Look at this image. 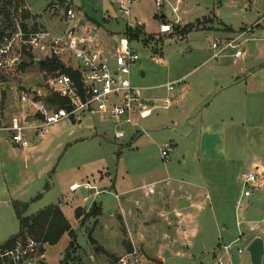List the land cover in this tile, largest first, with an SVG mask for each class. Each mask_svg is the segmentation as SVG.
<instances>
[{
	"label": "rangeland",
	"instance_id": "obj_1",
	"mask_svg": "<svg viewBox=\"0 0 264 264\" xmlns=\"http://www.w3.org/2000/svg\"><path fill=\"white\" fill-rule=\"evenodd\" d=\"M155 1L157 0H134L130 6L131 22L142 26V34L136 39L141 45H135L139 59L131 69L130 81L138 87L157 88L143 92L145 98H163L166 91L161 87L182 78L176 82L171 93L172 97H176L173 98L177 101L178 108L172 105L169 110L157 111L151 118L142 121L141 125L146 129L148 137H140L131 145L116 144L112 138L111 125L101 124L98 119L88 117L81 119L78 124L61 122L49 128L43 135H30L29 138L35 140L37 150L33 153L28 149L11 152L16 160L10 161V166L6 164L7 175L4 180L0 176V188L5 184L8 191L3 195L9 198V202L0 201V245L7 240V235H14L19 230L11 202L15 200L26 204L40 196L29 204L24 213V216L29 217L66 200L72 204L63 209V214L76 234V244L73 251H70L69 264H112L129 252L123 251L121 256L111 253L115 250L113 246L118 245L109 238L108 232L112 221L109 213L119 210V201L114 198L115 191L108 190L106 185L97 186L107 193L97 198L103 219L95 222L93 219L83 220L84 215L91 209L81 201L84 192L80 190L71 194L68 187L83 182L97 185V178L102 179L109 174L110 179L116 181V192H120L129 185H137L140 174L149 170H155L161 178L166 177L164 167L171 168L174 160L182 153L195 151V133L185 140L171 133L169 129H160L159 123L163 119H169L175 112L179 113V107L192 105L194 100L213 90L212 85L215 82L212 83L211 79L214 75L228 77L234 72L229 58L208 62L211 56L210 45L221 36L227 38L248 28L263 27L264 21L254 26L264 16V0H159V8ZM116 2L117 0H22L20 3L27 7V24L37 29L55 31L58 28L50 27L61 26L59 30L63 31L68 27L65 24L64 11L71 9L76 15L74 28L81 20L86 23L85 28L77 26L78 36L93 34V45L97 49H107L111 44V37L124 31V21L115 6L113 7ZM162 15L164 18H161ZM161 25L169 26V33H159ZM244 38L250 40L244 46L247 54L252 55L246 61L252 62L251 59L256 57L258 46L263 40L259 33L248 34ZM42 73L38 66H31L24 72L17 69L10 74L9 81L23 88H37L41 83ZM234 94L239 98H235ZM208 104L205 115L211 114L209 112L217 108L218 119L228 122L232 118L238 123L227 130L226 159L200 164L206 173L204 182L211 197L210 202L207 198L204 200L205 210L202 214L208 221L207 228L205 225L203 228L204 235L197 234L189 242L187 257L165 256L166 264H214L215 260L208 253L219 244L216 229L222 227L235 235L239 229L246 240L260 237L264 245V188L253 190L251 197L243 198L242 186L237 181L240 176L252 172L254 165L264 169V117L242 124L245 114L242 111L241 91H227L219 97L211 98ZM11 105L12 98L7 95L2 100L0 111L8 112ZM222 107V110L219 109ZM121 130L126 135L132 132L130 128ZM203 134L205 136V131ZM170 140L176 144V151L170 162L169 158L163 161L159 149ZM219 142L216 133L210 143V155L218 157L221 154ZM8 143V134L0 133V160H5V155L9 152ZM199 183H203L202 178ZM46 184L49 187L45 191ZM73 210L81 212L80 219L74 218ZM190 211L197 215V219L200 212L196 209ZM238 213L243 214L242 220H238L241 221L240 227H236ZM114 225H117L118 236L124 238L125 234L116 221ZM248 225L255 227L249 229ZM204 241L208 245L205 251L202 250ZM124 242L129 244L127 239ZM124 242L122 241V246L125 248ZM68 243L69 239L65 235L56 245L42 247L41 263L59 264ZM211 246L213 247L210 248ZM238 249L243 251L241 255H237ZM231 254L232 264H250L243 239L231 246Z\"/></svg>",
	"mask_w": 264,
	"mask_h": 264
},
{
	"label": "built area",
	"instance_id": "obj_2",
	"mask_svg": "<svg viewBox=\"0 0 264 264\" xmlns=\"http://www.w3.org/2000/svg\"><path fill=\"white\" fill-rule=\"evenodd\" d=\"M133 1L117 0L115 8L124 21V31L111 37V44L107 49H97L92 43L95 38L93 34L78 36L76 30L79 29V22L74 28L76 15L71 9L64 11L68 27L63 31L59 28L55 31L37 29L25 20L26 6L18 0H0V108L7 95L12 98L10 110L6 113L0 111V133L8 134L12 145L26 150L29 148V134L43 135L61 122L78 124L86 117L111 125L112 138L118 145H131L140 137H148L141 122L151 118L157 111L171 108L174 102L171 93L176 83L161 87L166 91L163 98H145L143 92L157 88L132 85L130 72L139 59L135 45L141 43L132 40L130 36L142 27L131 22L130 6ZM155 5L161 7L160 1H155ZM262 21L264 16L254 27ZM251 29L254 28L227 38L221 36L214 39L210 45L211 56L208 62H218L222 58L238 60L243 57L244 44L250 41L244 37L251 33ZM169 31L167 25L159 27L161 34ZM27 54L33 57V62L56 59L61 64V72L43 71L37 88L13 85L9 81L10 74L21 63L29 62ZM62 70L77 74L78 80L75 81ZM53 98L61 100L63 105L57 106ZM122 128H130L132 132L126 135ZM159 151L161 159L166 161L171 146L165 144ZM237 181L243 189L242 197L249 198L253 190L264 188V169L255 165L252 172L240 176ZM68 190L70 193L82 190L84 196L81 201L89 207L97 204L100 195L107 193L93 182L74 183ZM254 227L248 225L249 229ZM241 238L242 234L239 233L233 244ZM233 244H220L213 257L214 264H232ZM242 253V250H237V255ZM137 256V250L132 247L130 252L112 264H137ZM41 261L40 246L32 239L17 240L11 248H2L0 245V264H40Z\"/></svg>",
	"mask_w": 264,
	"mask_h": 264
},
{
	"label": "crops",
	"instance_id": "obj_3",
	"mask_svg": "<svg viewBox=\"0 0 264 264\" xmlns=\"http://www.w3.org/2000/svg\"><path fill=\"white\" fill-rule=\"evenodd\" d=\"M114 6L115 5H113V7ZM79 25L85 28L86 23L81 20L79 21ZM259 27L252 29V31H254L250 33H259L262 37L261 40H263L260 46H258L256 57L251 59L252 62L246 61L252 56L247 54L246 48L244 56L240 59L232 60L229 58V64L234 67V72L228 77H222L219 74L214 75L211 79L212 83L215 82V84L212 85L213 90L208 91L203 96L194 100L192 105H187L183 108L182 106L181 108L179 107V113L175 112L169 116V119H163L159 123L160 129H169L171 133H175L185 140L195 133V137L197 136L195 139L196 149L193 153H182L174 160L171 168L166 169L164 167V172L167 174L166 177L161 178L155 170H149L143 172L140 176L138 175L140 177V182L137 185H129L120 192H116V181L111 180L109 174H106L102 179L97 178L98 183L96 186L106 185L108 190L115 191V196H117V198L115 196L114 198L119 201V210L115 213H109V217L112 220L108 231L109 238L118 243V245H115L116 247L113 246L115 250L111 252L112 254L116 253L121 256L124 252H130L132 247H134L138 251L137 264H166L165 256L172 255L174 258L187 257L190 250L189 242L193 240L197 234L201 236L204 235L203 228L204 225L205 228H207L208 223L207 218L202 214L205 210L204 200L207 198L210 202L211 197L208 193V186L206 182H204L206 173L202 170L200 164L201 162L216 163L226 159L225 144L227 140V130L229 127H234V125L238 123L232 118H230L228 122L225 119H218L216 115L218 113L217 108L209 112L211 114L205 115L204 112L211 98L219 97L227 91H241L242 111L245 114L243 118L244 121H241L242 124L245 122L249 123V120H256L260 117H264V26L261 28ZM50 28H61V26H52ZM215 66L218 67L217 65ZM213 71H215V68ZM141 77H143V75ZM180 79H175L170 83L179 82ZM236 94H234L236 96L235 98L238 99L239 97H237ZM175 98L173 106L177 107L178 103ZM177 108H175V110ZM219 109L222 110L223 107ZM249 113L252 115H249ZM253 116H256V118L254 119ZM204 131L206 133L205 136L203 134ZM216 133L220 139L219 144H221V149L220 147L217 149L221 151L218 157L210 155L212 151L210 143L212 137L216 136ZM30 135L33 136V134H29V137ZM28 140V150L33 153L38 147L35 146L36 144H34L35 140L33 138H28ZM168 144L171 146V152L169 153L170 162L172 154L176 151V144L171 140L168 141ZM7 145V151L9 152L6 153L5 160H0V176L3 180L7 175L5 171L7 170V165L10 161L15 162L16 160L15 155L11 154V152L15 153V151L22 150L12 145L10 142ZM200 178H202L203 183H199ZM48 180H50L49 176ZM104 182H106V184ZM4 186L2 185L0 188V201L9 202V198L3 195L4 192L8 191L7 187L5 186V188ZM71 204L70 202H66V200L58 204L62 214L63 209ZM98 205L101 207L100 204ZM192 209H196L200 212L197 219V215L190 211ZM242 217V213H238V216H236V227L241 226V221L238 220H242ZM102 219L103 218L100 217L98 220L100 221ZM115 221L118 223V227L120 226L123 234H125L124 238L119 237L116 233L117 225H114ZM221 224L224 226V223ZM239 224L240 226H238ZM216 232L220 240L216 249L213 248L211 250L212 252L208 253L211 259L217 254V249L221 243L226 245L233 244L236 238H238L239 233L242 234L241 239H243L245 246L254 239V237L249 240L244 239L243 233L239 231V229L237 230V235L228 233L225 227L217 228ZM7 236H9L8 238L6 237L8 240L13 235ZM126 239L129 244L124 242ZM122 241L125 244V248L122 246ZM206 243L207 242L204 241L202 244L203 251H205L208 246ZM171 264L180 263L173 262Z\"/></svg>",
	"mask_w": 264,
	"mask_h": 264
},
{
	"label": "trees",
	"instance_id": "obj_4",
	"mask_svg": "<svg viewBox=\"0 0 264 264\" xmlns=\"http://www.w3.org/2000/svg\"><path fill=\"white\" fill-rule=\"evenodd\" d=\"M18 1L22 2V0ZM24 17L26 18L27 15H24ZM141 32L142 30L138 29L134 34H131L130 38L132 40L138 39V37H140L142 34ZM186 33L188 34L189 31H186ZM27 57L29 59V62L21 63L18 67L19 72H24L27 68L34 65L33 57L30 54H27ZM60 66V62L52 58L46 59L45 65L39 68L42 71L54 73L56 71L61 72ZM62 72L72 77L75 81L78 80L77 74L64 70H62ZM53 99L57 106L61 107V105H63V102L61 100L57 98ZM44 190H48V184L45 185ZM39 197L40 196H37L26 204L17 201L11 203L15 218L17 219L19 224V230L17 234L13 235L6 242L1 244V247L11 248L17 240L24 241L26 239H32L40 246V251L42 252V247L54 246L60 241L63 236L66 235L69 239V243L59 264H69L71 260L70 251H73L76 244V234L72 230L69 222L62 214L59 205L57 204L48 206L45 209L37 212L35 215L29 217L24 216V213L27 211L29 204L39 199ZM81 216V212L79 210H75L74 218L80 219ZM101 216V207L98 204H95L91 207L90 211L86 215H84L83 220L93 219L96 222ZM89 240H91V237Z\"/></svg>",
	"mask_w": 264,
	"mask_h": 264
},
{
	"label": "water",
	"instance_id": "obj_5",
	"mask_svg": "<svg viewBox=\"0 0 264 264\" xmlns=\"http://www.w3.org/2000/svg\"><path fill=\"white\" fill-rule=\"evenodd\" d=\"M161 18H164L162 15ZM34 65L41 67L45 65L44 60H34ZM61 68V67H60ZM246 253L249 257L250 264H263L264 259V245L260 237H255L246 246Z\"/></svg>",
	"mask_w": 264,
	"mask_h": 264
}]
</instances>
